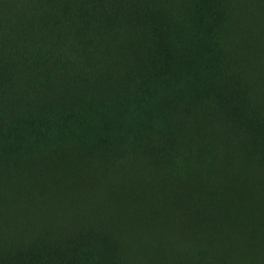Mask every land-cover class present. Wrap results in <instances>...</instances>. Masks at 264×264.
<instances>
[{"label":"trees","instance_id":"16d2710c","mask_svg":"<svg viewBox=\"0 0 264 264\" xmlns=\"http://www.w3.org/2000/svg\"><path fill=\"white\" fill-rule=\"evenodd\" d=\"M139 1L148 3L151 0H137V3ZM18 3L17 10L13 8V5H10L12 8L8 7L7 12L0 10V17H4L6 24L16 20L18 28L23 32L22 34L34 40L42 23V17L39 16V4L36 0H18ZM162 14L157 27H152L147 34L140 37V40L148 38L157 45L156 50L150 55L148 74L142 78L153 93L152 110L156 114L162 115V112L168 109V112L172 113L171 120L187 130L184 132L185 135L189 133L188 129L198 127L200 132L194 135L195 132L190 133V142L197 139L201 142L204 137L209 138L213 146L215 143H222L217 148L218 152L212 155L207 150L205 152H200V149L194 150L192 145L189 146L188 141V145L178 152L174 161L165 156L167 160L172 162L170 163L167 160L156 158L154 150L145 148L150 150L145 152L133 148L129 144L134 143V139L125 142L126 149L111 144L107 146L105 153L98 149L92 150L96 146L94 147L89 139L87 141L78 140L76 141L77 144L67 141V136L62 135L58 144L41 143V149L38 153L34 152L31 146L28 152L21 151L11 159L0 161V173H2L0 175V187L15 177L21 166L28 165L30 167L31 163L32 167H37L40 161H52L54 168L59 166L61 170L55 172L53 169L50 177L52 180L57 179L63 185L73 184L81 177H95L98 180L105 178L107 185L111 187L114 181L107 179L106 176L112 169L117 170V174L125 178L126 181V189L122 190L118 196H129L133 195L135 191L134 189L131 190L130 187V180L133 171H135V175L141 174L142 186L154 206L160 203V195L155 197L150 191L148 181L152 176L155 177V180L157 179L155 184L159 187L166 207L172 208L175 195L188 198L187 192L194 202L204 206V215L222 216L225 214L223 210L217 209L219 208L217 206L220 205L219 200L213 198V195L209 197L211 193H207L208 190L220 184V179L222 180L226 175L231 176V180L234 181L237 175L239 178H243L244 171L250 170L255 177L252 179L254 180L253 186L260 190L255 194L253 193L254 199L258 201L255 200V202L258 204L262 200L264 203L263 169L245 158L244 151L236 143L238 141L237 135L228 128L230 126H225V124H230V118H234L233 112L238 110L240 104L247 103L248 100H246L245 95L238 97V100L230 99L224 92L227 83L232 88L234 87L233 79L238 80L245 90H248L247 82L257 81L264 92V0H178L174 8L168 7L167 12L162 11ZM39 19L41 23H39ZM123 32L121 44L114 56L116 59L114 68L106 71L108 76L116 79L115 83H118L125 76L121 70L125 71L124 68H128V55L134 56L135 49L138 47L135 45L138 38L134 40L133 29H124ZM29 51L31 54L38 53L39 58L45 63L47 58L44 53L41 54L34 48ZM120 53L121 55H119ZM9 55L11 54L0 55V82L1 85L8 83V92L11 91L14 94L11 89L18 86L17 81L22 76V72H18L13 67V60L8 58ZM122 56L126 58L120 59ZM24 63H29V60L24 61ZM56 63L61 65L57 60ZM51 69L52 66L48 62L47 67L45 65V71L42 69L44 71L43 77L53 76ZM27 80L32 83L28 78ZM0 90L5 91L6 87L1 86ZM197 102L202 103V108L197 107ZM142 107L147 108V105ZM2 112L4 111L0 110V113ZM86 115L88 116V114ZM3 121L4 119L0 116V124ZM231 126L233 127V125ZM19 131L20 127L12 124L7 132L0 133V141L3 142L0 143V151L4 148V143L8 142V138L19 136ZM242 142L245 144L243 139ZM237 148H239L240 154L236 153ZM164 152L166 153V151ZM229 165H231V169L227 167ZM247 165L251 166L250 169ZM239 170H242L243 173ZM83 172H86L85 176H83ZM233 172L236 174H232ZM241 174L242 177H240ZM192 175H194V179ZM212 175L218 176L217 184L207 189L200 188L198 181L210 179ZM257 176L258 178H256ZM107 185L104 183L99 185V187L106 186L107 194H98L94 198L93 205L103 206V203L109 211L112 207V199H110V188ZM206 190L207 192H205ZM214 203L215 205H213ZM262 203L258 204V208H261ZM209 204L215 206V215H213L212 210L214 207H208ZM251 210L247 211L248 216L256 211V209ZM84 211L87 212V209ZM263 215L261 221L264 227ZM232 217L236 218L237 216L232 215ZM198 223L200 225L194 230L177 233L169 241L160 243L146 237L140 239L136 236H124L123 231L114 226L92 219L86 224L72 226L69 230L58 233L39 231L27 241L18 238L9 241L0 240V264H63L62 261H66L64 258L65 250L63 249L66 246L65 243L70 246L68 253L71 257V264H93L96 259H106L107 254H109L112 262L115 261L112 264H115L117 250L119 264H123L122 258L125 260L130 249H132L130 255L132 258L129 257L128 263L124 264H146L147 261L142 256L144 252L149 251L152 257H156L155 252L157 253L158 248L163 249L165 254L169 252L174 264H195L199 244L204 245L205 253L206 251L209 252L208 259L205 260L209 264L211 260H216L215 258L224 261L226 264H252L251 262L255 259L254 264L256 261L258 264H264V258L261 259L256 256L254 259L250 258L245 251L244 258L240 255L239 250L244 246L247 248V236H240L239 233H234L235 230L223 232L211 227L208 230V228L202 227L210 225V219L206 217L205 220L200 218ZM261 231L262 229L258 232ZM218 235L221 238L217 237ZM234 236L236 238L233 239ZM38 242L40 243L37 247ZM125 247L127 251L122 253ZM233 252L234 254H232ZM18 254H22L21 257H18Z\"/></svg>","mask_w":264,"mask_h":264},{"label":"rangeland","instance_id":"374dc122","mask_svg":"<svg viewBox=\"0 0 264 264\" xmlns=\"http://www.w3.org/2000/svg\"><path fill=\"white\" fill-rule=\"evenodd\" d=\"M36 1L39 4V16L42 17V23L39 19L41 26L39 25L35 37L38 41L22 34L16 20L6 24L4 17H0V55L11 54L8 58L13 60V67L22 72L17 81L18 86L11 89L14 94L8 92V83L1 85L0 82V87H6L5 91L0 90V110L4 111L0 113L4 119L0 124V133L7 132L12 124L20 127L19 136H11L8 142L4 143L5 146L0 151V161L11 159L21 151L28 152L31 146L34 152L38 153L41 143L58 144L62 135L67 136V141L74 143L89 139L94 147L96 146L92 150L98 149L105 153L107 146L111 144L126 149L125 142L134 139L135 142L129 144L133 148L145 152L154 150L155 157L164 161L167 160L165 156L174 161L178 152L188 145V141L194 150H207L212 155L218 152L217 148L222 143H215L213 146L209 138L204 137L201 142L198 139L190 142V133L195 132L194 135L200 132L198 127L188 129L189 133L185 135L187 130L171 120L172 113L168 112V109L162 112V115L153 112V93L142 79L148 74L150 55L157 45L148 38L140 40V37L147 34L152 27H157L163 16L162 11L165 13L168 7L174 8L178 0H151L148 3H137V0ZM10 5L17 10L18 0H0V10L7 12L8 7L12 8ZM157 17L159 18L156 19ZM124 29H133V38H138L135 44L138 47L134 56L128 55V68L121 70L125 76L115 83L116 79L108 76L106 71L114 68V56L121 44ZM32 48L45 54V63L38 53L31 54L29 50ZM124 58L126 57H120ZM25 59L29 60V63H24ZM56 60L61 65H58ZM48 62L54 75L43 77ZM27 78L32 83H29ZM233 81V88L227 83V88L224 89L227 97L238 100V97L245 95L248 102L241 103L238 110L233 112L234 118H230L233 127L230 124L225 126H230L228 128L237 135L236 143L244 151L245 158L264 171L263 88L259 82L252 80L251 83H246L248 90H245L238 80ZM145 104L147 108L142 107ZM196 105L199 109L202 108V103L197 102ZM32 133L42 134L37 136ZM236 153L240 154L239 148ZM31 167V163L30 167L21 166L15 177L0 187V205L1 202L11 203L13 200L10 199L13 198L20 202L21 196L16 194L25 185L24 182L31 181L32 177L28 174ZM117 172L112 169L106 176L114 181L111 187L107 185L105 178L103 182L109 186L110 193H113L112 207L109 211L106 208L105 211V224L123 231L124 236H136L140 239L146 237L160 243L169 241L145 230L141 222L149 219L148 215H145L147 211H138L135 206H131L130 195L118 196L125 190L123 188L126 181ZM44 204L45 201H40L35 206L19 209V218L26 219V224L17 223L13 231L4 232L0 229V240L18 238L27 241L39 231L61 232L65 219L58 214L51 219L49 213L44 210ZM84 220V224L89 222ZM69 228L71 227L66 230ZM39 243L36 244L37 247ZM65 245L63 249L66 261H61L63 264H71L68 253L70 246L68 243ZM198 248L195 264L208 263L205 260L208 259L209 252L205 253L204 245L199 244ZM126 251L125 247L122 253ZM156 251V257H152L149 251L144 252L142 256L145 257L146 264H174L169 252L165 254L160 248ZM131 252L132 249L126 254L125 260L122 258L123 264L128 263ZM21 255L18 254V257ZM116 256L115 264H119L118 250ZM215 259L211 260L210 264H226ZM113 262L107 254L106 259H96L93 264Z\"/></svg>","mask_w":264,"mask_h":264},{"label":"bare ground","instance_id":"6f19581e","mask_svg":"<svg viewBox=\"0 0 264 264\" xmlns=\"http://www.w3.org/2000/svg\"><path fill=\"white\" fill-rule=\"evenodd\" d=\"M252 72L254 73V71ZM259 81H263V80H259ZM257 86H259V84ZM227 162L229 163V160H227ZM250 165L252 166L251 163ZM251 166H248V168L250 169ZM227 167L230 168L231 165ZM34 169L33 167H31L28 170V174L31 175L32 177L31 181L24 182L25 185L22 188H20L18 193L16 194V195H19V197L21 196L20 202L18 201L17 198L10 199V200H13L11 203L1 202V205H0V229L1 230H3L4 232L13 231L17 223L21 225L26 224L27 220L20 219L17 211L24 207L35 206L40 201H45L44 210L49 213V216L51 219L54 218V216L57 214L60 215L62 219H65V222L62 224L60 231H65L68 227H72V226H81L82 224L85 223L83 222L85 221L84 219H87V220L96 219L100 223H107L104 218L107 206H104L103 203L102 205L104 207L93 205L94 198L98 194H103V195L107 194V188L105 186L99 187V185L104 182V178H100V180H98L95 177H81L79 180H77L73 184L63 185L57 179L52 180L50 177L53 169L55 172H60L61 170L59 166H55L54 168V163L52 161H41L37 165V167H34ZM225 170H226V167H225ZM242 170H239V171L243 173L244 170L243 171ZM133 172L134 173H133L132 179L130 180V187H131V190L134 189L135 191L133 195H130L129 203L131 206H135L138 211L140 210L147 211L145 215H148L149 219L146 221H142L141 224L148 233L160 235L170 240L177 233L194 230L198 225H200L198 223V220L200 218L201 219L204 218L205 220V217H206L210 219V225L202 226V227L208 228V230H210L211 228L222 230L223 232L235 230L234 233L237 232V234L239 233L240 236L242 235L247 236V244L245 243L247 245V248H245L244 246V248H241V250H239L241 252L240 255L243 258H244V251L246 254L247 253L249 254L250 258L254 259L255 256L260 257L261 259L264 258V227L262 226L263 222L261 221L262 215L264 214V203H262V200H261V202L258 204L262 203V206L261 208H258V204H256L255 202L256 199H254L253 193L255 194V192L260 191V190L258 187H257L258 189L257 190L253 186L254 180L252 179H254L255 177H253L252 172L250 170L249 171L247 170L246 172L244 171L243 178H239L237 175V178H235L234 181L231 180V176L229 175H226L223 178L221 177L222 180L220 179L221 182L218 185L216 184L219 181V179L217 178L216 175H212L210 179L198 181L200 188H204V189L205 188L207 189L209 187H213L214 185H216V187L209 189L210 191L208 190L207 192L206 190L205 192L207 193L210 192L211 195L209 197L213 195V198L215 197V199L217 198L219 200L220 205L217 206L219 207L217 209L223 210L225 214L222 216H212L211 214L204 215L203 214L204 206L200 205V203L198 204V202H194L192 198H190L187 192H186V195L188 196V198L182 195L180 196L175 195V199L172 203V208L166 207V204L163 203L162 194L159 192V187L155 184V181L157 179L155 180L154 176L152 177L150 176L151 178L149 179L148 184H149V188H150L152 195H154L155 197L156 195H160L159 197L160 203L157 206H154V204L149 200V195L146 193L145 189L142 186L141 174H137L135 176V171ZM227 174H229V172ZM232 174H234V172ZM85 175H86V172H83V176ZM243 175L241 174L240 177H242ZM193 176L194 175H192V178ZM258 176L256 178H258ZM122 179L124 180L125 178H122ZM163 179H164V176H163ZM21 180L22 179L20 178L19 181ZM172 186H173V183H172ZM255 186H258V185L255 184ZM123 189H126V185H125V188ZM167 190L169 191V189ZM110 192L111 191L109 190L110 199H112L111 204H113V193H110ZM256 194L258 195V193ZM254 196L256 197V195ZM215 203L217 204V202ZM215 203L213 205H215ZM213 205L209 204L208 207L211 206L212 208ZM213 207H214V209L212 208L213 215H215V206ZM84 209H87V212H85ZM251 209H256V211L255 212L253 211L248 216L247 211ZM209 210L211 211V209ZM232 215L233 216L236 215L237 217H240V218L232 217ZM260 229H262V231L259 233L258 231ZM229 233H232V232H229ZM207 235H208V232H207ZM217 237H219V235ZM222 238H223V235H222ZM234 238H236V236H234L233 239ZM232 254H234V252ZM254 261H252L251 263L254 264L255 263ZM256 264H258L257 261H256Z\"/></svg>","mask_w":264,"mask_h":264}]
</instances>
